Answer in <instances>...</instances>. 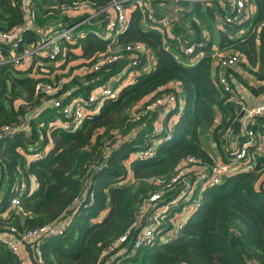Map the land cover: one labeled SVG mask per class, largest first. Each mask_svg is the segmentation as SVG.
Wrapping results in <instances>:
<instances>
[{
  "label": "trees",
  "instance_id": "trees-1",
  "mask_svg": "<svg viewBox=\"0 0 264 264\" xmlns=\"http://www.w3.org/2000/svg\"><path fill=\"white\" fill-rule=\"evenodd\" d=\"M112 1L0 0V32L22 25V40L17 46L9 42L1 45L5 59L0 62V235L12 228L15 235L21 236L45 225L61 226L55 235L34 240L31 250H37L35 255L40 256L42 264H264V146L260 144H264V113L255 115L239 135L231 136L240 113L232 78L249 97L264 94V83L259 84L264 74L263 41L257 59L254 33H246L244 40L230 39L223 30H217L215 35L214 9L203 0L188 2L190 6L184 3L189 7L181 12L196 32V40L190 44L206 41L201 40L198 25L204 24L209 32L206 44L195 46L190 54L182 50L189 43L185 42L182 48L177 43L183 26L176 24L171 37L163 29L147 27V7H134L122 34L114 40L111 32L101 35ZM151 1L161 5L159 0ZM251 1L255 14L248 21L261 23L264 28V0ZM156 5L152 8L160 18L164 15ZM70 9L95 12L98 28L81 22L74 34L82 35L73 42L59 39L61 51L54 59L41 55L44 50H34L26 69L18 68L9 59L10 51L33 50L50 31L76 24L61 16ZM56 16L61 19L55 22ZM244 23L224 25L236 30ZM217 39L220 47L246 55L236 65L255 78L257 87L251 86L250 78H243L234 67L223 69L220 64L218 70H222L233 89L225 91L219 85L217 73L212 76V45ZM138 42L154 52L157 61L150 68L145 69L141 61L124 71L130 60L126 46ZM77 46L81 47L80 55L71 51ZM114 53L120 57L104 63V58ZM196 53L201 54L200 60L187 65L185 59ZM176 54H180V60ZM77 57L84 59L86 81H75L73 86L58 85L54 92L42 91L41 86L51 84L49 75L55 69H65L70 58ZM96 63L100 67L93 70ZM130 70L134 76L129 81L112 82L116 99H104L96 107L95 103L90 114L69 129L63 127L64 115L54 105L57 99L63 105L79 96L88 97L96 90L93 85L107 83L111 75L118 73L124 78ZM54 77L56 81L60 76ZM174 82L179 83L180 92L169 86ZM167 92L176 93L184 101L182 107L178 106L181 109L177 108L180 114L171 139L159 143L153 157L130 160L129 154L144 147L143 138L152 129L148 123L151 116L136 119L135 114ZM132 130L135 135H131ZM249 137L256 143L246 150L248 169L225 175L220 182L202 189L201 206L170 241L160 240L157 234L150 243L133 251L131 242L141 228L140 215L147 208L148 199L162 192L158 203H167L180 190L184 181L171 188L168 182L187 157L210 173L215 164L211 147L226 162L231 158L230 146H240ZM119 138L122 139L118 141ZM31 178L37 183L34 190L29 187ZM22 181L27 189L19 196V203L11 205L10 197L17 194L12 187ZM3 184L6 191L1 194ZM180 210L174 206L168 209L163 232L171 227L168 218ZM124 234L127 241L119 243ZM0 264H19L1 241Z\"/></svg>",
  "mask_w": 264,
  "mask_h": 264
},
{
  "label": "built area",
  "instance_id": "built-area-1",
  "mask_svg": "<svg viewBox=\"0 0 264 264\" xmlns=\"http://www.w3.org/2000/svg\"><path fill=\"white\" fill-rule=\"evenodd\" d=\"M144 3L145 0H113L110 6L107 8L108 10L106 11L105 15L106 30L111 33L123 30L126 26L129 16L128 8H133L136 6L139 8L147 7L149 11L146 14V26L153 29H163L165 34L168 37H171V33L169 31V21L167 17L164 15L160 18H157L150 4L147 1L145 5ZM229 3L231 10L228 11L222 18V24L228 22L234 25H240L249 19L251 15L250 6L247 0H229ZM21 27L22 25H18V27L12 29L11 31L0 32V62L4 61L5 59L1 53V45L3 43L9 42L12 44V46H17V44L22 40ZM76 28L77 23L63 29L50 31L47 35L42 37L41 43L35 49L25 51L23 53L10 51V55L12 57H9V59L16 62V66H20L23 62H30V57L34 50H44L45 52L41 55L48 59H54L61 51V46L59 43H57L59 39H65L68 42H73L76 36L82 35V33H77L76 35L74 34ZM262 34L264 37V28ZM202 44V42H197L195 44L186 46L184 47V53H192L195 46H202ZM126 49L130 51V60H128V63H126L124 66V71H126V69L129 67L138 65L141 61H144L145 69L150 68L152 64H155L157 61L156 54L150 50H146L147 47L145 48V45L140 42L135 43L134 45H127ZM214 54L219 56L218 62L223 69L224 67H234L236 62L243 59V54L237 51L233 52L232 54L225 52H215ZM142 55H144V57H141ZM119 57L120 55L116 53L109 54L104 58L103 61L106 64H110L116 61ZM99 67L100 64L96 63L92 68L93 70H97ZM130 72L133 73L132 70H130ZM119 75L120 73H118V75L115 77L116 79H113L112 81H117ZM129 77L131 78L132 75ZM218 83L225 91H231L233 89L224 75L219 76ZM235 84L238 91L236 95L237 103H241L239 104V110L240 112L245 111L244 115L240 118L242 130V128L247 127L248 122L251 121L255 115L264 113V99L260 104L252 108H248L244 103L248 94L244 89V93L243 91H240L241 87L238 82ZM41 88L42 91L45 92L51 91L50 85L47 84L41 86ZM115 89L116 88L111 86L110 82L108 81L107 83H102L101 85L97 86L96 90L91 91L88 97L79 96L71 99L63 105H61L60 100L57 99L54 102V105L60 107V110L64 115L65 121L63 123V127L69 129L74 124L83 119L87 114H90L95 103L96 107L97 105L99 106L105 98L116 99L117 91ZM179 98L180 97L174 92L162 93L135 114L136 119L144 116H151L152 129L151 133L143 138L144 147L137 152H132L134 155L129 156L130 160H146L153 157L156 153L157 145L163 141L171 139L173 127L180 114L179 110H177L179 106ZM247 134L252 136V131L247 129ZM124 138H126V136ZM255 142L256 141L253 137H249L245 143L241 144L240 146L232 145L230 147L231 158L226 162L219 158L212 167L210 173H207L205 167L196 163L192 157H187L183 161L182 168L168 182V187L171 188L177 183H182V181H184L183 185L180 187V190L177 191L176 194L172 196V198L167 200V203H158L162 197V192L154 193L148 199V202L145 205L147 208H144L140 215L141 228L137 231L133 241L131 242L133 251L142 245L150 243L157 234L160 240L164 242L170 241L175 236L178 229L184 223H186L188 218L193 216L198 210L199 206H201L200 192L202 189H204L206 186L220 182L225 174H232L237 170H243V167L246 166L243 165L242 161L247 159L244 154L247 150V147L254 145ZM193 162H195V164H193ZM195 169L198 171V173L192 178L194 180L186 179V177L190 176ZM12 188L16 190L17 194L10 197V204L16 205L19 203V196L27 189V185L24 181H22L19 184H15ZM172 206L177 208L181 207V210L168 218V222H170L171 227L163 232V224L167 217L166 212ZM60 227L61 226L57 227L45 225L36 229L28 230L21 236L15 235L13 233L14 228H12L11 231L0 235V241L3 242L18 258L19 264H27V262H30V264H42L40 256L35 255L37 250H31V248L33 249V242L39 237L55 235L57 232L61 231ZM125 241H127V234L122 235L118 240L119 243ZM26 246L29 247L31 253L30 255L27 253L30 261L28 260L29 258L27 259L25 257L23 252ZM113 246H111V248ZM123 250V248L120 249V251ZM250 264L258 263L251 261Z\"/></svg>",
  "mask_w": 264,
  "mask_h": 264
},
{
  "label": "crops",
  "instance_id": "crops-1",
  "mask_svg": "<svg viewBox=\"0 0 264 264\" xmlns=\"http://www.w3.org/2000/svg\"><path fill=\"white\" fill-rule=\"evenodd\" d=\"M166 1V0H165ZM203 1H208V0H203ZM147 2L150 4V2H151V0H147ZM168 2L170 3V4H165L164 2H162V3H159V4H161V5H159V6H157V8H158V10H160V11H162V13H163V15H167V11H169L170 10V7H169V5L171 6L172 4L174 5V6H176L177 8H179L178 10L180 11V15H181V17H179L178 16V22H177V24H179V25H186V28H184L181 32H180V34L179 35H182V38H184L183 40H181L180 41V47L182 48L183 47V44L185 43V42H187V43H193V41H195L196 40V32H195V29L191 26V24H189L188 23V21H190V19L189 18H187L186 16L184 17V16H182V11L185 9V10H188V7L190 6V3H188V2H193V0H168ZM167 1H166V3H168ZM217 2L218 3H220V5H219V7H220V9H219V11H221V12H219V14L218 15H216L215 14V22H214V30H213V32L215 33V35H216V33H217V30H223V31H225L226 32V36L228 37V38H230V39H235V38H241V40H244L246 37H247V34L246 33H254V37H255V43H256V45H257V49H256V51H257V53H256V56H257V59H260V52H261V49H260V44H261V42L263 41V43H264V37H263V34H262V31H263V25H261V23H258V25H256V24H254L253 23V21H252V23L250 22V21H248V20H251L252 18H253V16H254V14H255V5H254V2L253 1H251V0H247V2H248V4H249V6H250V17H249V19H247L246 21L249 23V27H250V29H246V27H244L243 25H242V27H240V28H238V29H236V30H230V29H226L225 27V25L224 24H222L221 22H222V18L224 17V15L222 14V12H224L225 14L228 12V11H230L231 10V7H230V3H229V0H226V1H222V0H217ZM184 3H187L188 5H186V6H184ZM206 5H208L209 6V3L208 2H206L205 3ZM179 6V7H178ZM210 7V6H209ZM134 8V7H133ZM133 8H128V14H129V16H130V13H131V10L133 9ZM129 16H128V19H129ZM194 19H195V17L194 16H192ZM128 19H127V23L126 24H128ZM195 21H196V19H195ZM245 21V22H246ZM197 22V21H196ZM246 22V23H247ZM80 23H77V25H79ZM146 25V24H145ZM179 25H177V26H179ZM253 25V26H252ZM200 28H201V40L202 39H204V38H206V41H197V42H202L203 43V45H205L206 44V42H207V40L209 39L208 37H209V32H208V30L207 29H205V27L204 26H202V25H198ZM94 27H98V26H96V23H95V26ZM126 27V26H125ZM184 27V26H183ZM204 27V28H203ZM244 27V28H243ZM246 29V30H245ZM124 30V29H123ZM123 30H121L120 32H118V31H116V32H114L113 34H112V36H113V38H114V40H118V37L120 36V34H122V31ZM118 32V33H117ZM106 33H107V35L109 34L108 33V31L106 30V28L103 30V31H101V35L103 36V35H106ZM172 34V33H171ZM262 37H263V39H262ZM196 42V43H197ZM195 44V43H194ZM191 45V44H190ZM186 47V46H185ZM146 48V47H145ZM263 48H264V45H263ZM212 49H213V60H212V76L214 77L215 75H216V73H217V75H218V77L220 76V75H224L225 76V74H223V72H222V70H218V68H220L219 67V62H218V58H219V56L218 55H215L214 53L216 52V53H218L219 52V50H221V51H223V52H229V53H233V52H235V51H233L234 49H232V48H226V47H220L219 46V44H218V39L217 40H215V43H213V45H212ZM146 50H150L149 48H147ZM182 50H183V52H184V47L182 48ZM73 53H75V55H80L81 54V47L80 46H77V47H73L72 48V50H71ZM185 54H187V53H185ZM188 54H190V53H188ZM244 56H246L245 54H243ZM200 56H201V54L199 55L198 53H196V54H194V55H191L188 59H185V61L188 63L187 65H191V64H196L199 60H200ZM244 56H243V58H244ZM176 59H178V60H180L181 59V56H180V54H176ZM263 58H264V56H263ZM74 58H70V62H69V64L67 65L68 67H72L73 65H75V64H72V60H73ZM245 59H246V57H245ZM243 60V61H245L246 63H248V59L247 60ZM75 60H82L83 62H84V59H82V58H79V57H77ZM86 61V60H85ZM242 61V60H241ZM30 63L31 62H28V63H25L24 65H20V66H17L18 68H21V69H26L27 67H28V64L30 65ZM67 66H66V68H67ZM65 68V69H66ZM65 69H63V70H65ZM57 70H61V69H57ZM234 70L235 71H237L243 78H250L249 79V81H251V82H253V84H256L257 83V81L256 80H254L255 78H253L247 71H245V69L242 67V66H240V64H237L235 67H234ZM134 72V71H133ZM130 75H131V73H130ZM134 76V74L132 75V77ZM250 76V77H249ZM131 77V78H132ZM226 77V76H225ZM130 77H127V75L123 78L122 77V75H120L119 76V78H118V80H119V82L120 83H123V82H127V81H129L130 79H131ZM230 78H232V76L230 75ZM238 79V78H237ZM84 81H86V80H84ZM232 81L233 82H238V81H236L234 78H232ZM112 82H115V80L114 81H112ZM260 83H264V74H263V77H262V80L261 81H259V84ZM238 84H239V82H238ZM236 85V84H235ZM240 85V84H239ZM170 87H172V88H174L175 89V91H177V92H180V86H179V83L178 82H174V83H171L170 85H169ZM93 89H96L97 88V86L96 85H93V87H92ZM92 91H95V90H92ZM263 99H264V94H262V95H257V96H251V97H249V95L247 96V102H246V106L248 107V108H252V107H254V106H256V105H258V104H260L262 101H263ZM179 100H180V102H179V107H182V105H183V103H184V101H183V99L182 98H179ZM179 109H181V108H179ZM180 112V111H179ZM238 134H234V135H232V133H231V136H237ZM221 159V158H220ZM247 168L246 169H248V165H245ZM31 189L30 190H34V189H36V187H37V183L35 182V180L34 179H30V186H29ZM6 191V190H5ZM5 191L4 192H2V190H1V194H4L5 193ZM23 252H24V254H25V257L28 259L29 258V256H28V254L27 253H29V255L31 254L30 253V250H29V247L28 246H26L25 247V250H23ZM29 261H30V258L28 259ZM27 264H30V262H27Z\"/></svg>",
  "mask_w": 264,
  "mask_h": 264
},
{
  "label": "rangeland",
  "instance_id": "rangeland-1",
  "mask_svg": "<svg viewBox=\"0 0 264 264\" xmlns=\"http://www.w3.org/2000/svg\"><path fill=\"white\" fill-rule=\"evenodd\" d=\"M162 2H164L165 4H170L168 1V3H166V1L165 0H159V3H162ZM206 2H208L209 3V6L212 8V9H214V15L216 14V15H218L219 14V3L217 2V0H208V1H204V3H206ZM155 3V2H154ZM154 5H156V3L155 4H153V2L151 1L150 2V6L151 7H154ZM157 6V5H156ZM169 7H170V10L169 11H167V15H166V17H167V19H168V21H169V31H170V33H172V30L175 28V26H176V22H178V16L179 17H181V15H180V11L178 10L179 8H177L176 6H174L173 4L170 6L169 5ZM179 7V6H178ZM61 16L62 17H65L66 19H68L69 21H76V23H81V22H83V24H84V26H88V27H94L95 26V23L97 22V20H98V15L95 13V12H92V11H90V13H86V12H84L83 10H80V9H73V10H68L67 11V14H66V16L62 13L61 14ZM61 16H56V17H53L54 19H53V21H59L60 19H61ZM46 21L48 22V24H50V22L48 21V18L46 19ZM84 21H86V22H84ZM215 22V21H214ZM188 23L190 24V21H188ZM177 25H179V24H177ZM184 27H183V29L184 28H186V25H183ZM203 26H204V24H203ZM243 26L244 27H246V29L248 30V29H250V27H249V23L247 22V23H244L243 24ZM243 27V28H244ZM95 28H98V27H95ZM106 28V27H105ZM245 29V30H246ZM118 32H120V31H118ZM117 32V33H118ZM173 34V33H172ZM172 34H171V36H172ZM184 38H182V35H178V38H177V43L179 44L180 43V41L181 40H183ZM181 46V45H180ZM226 53H229V52H226ZM10 57H12L11 55H10ZM76 58H74L73 60H72V64H75V68H71V67H68L67 66V68L65 69V70H57V69H55L50 75H49V78L51 79V84H50V89H51V91L52 92H54L57 88H58V85L60 86V85H68V86H73L74 84H75V81L76 82H79V81H84V78L86 77V75H87V72H88V70H87V68L82 64L83 63V61L82 60H75ZM26 62H23L22 63V65H24ZM236 66V65H235ZM234 66V67H235ZM122 67V66H121ZM120 67V68H121ZM130 71H128L127 72V77H129V76H131V75H133L134 74V72L133 73H131V75H130ZM55 74H58L60 77L55 81V77H54V75ZM124 74V73H123ZM61 75H63V76H61ZM120 75H122V74H120ZM119 75V76H120ZM118 76V77H119ZM116 76H113V75H111L109 78H108V81L110 82V85L112 86L113 84H112V80L113 79H116L115 78ZM118 79V78H117ZM115 82H119V80H117V81H115ZM250 85L251 86H255V87H257L256 85H254L253 84V82H250ZM241 87V86H240ZM243 87H241V89H240V91H243ZM243 93H244V91H243ZM242 93V94H243ZM248 96V95H247ZM105 99H107V98H105ZM239 104H241V103H239ZM140 109H142V108H140ZM143 118H145V117H140L139 119H143ZM147 122H148V120H147ZM149 124H150V126H152V120L150 121V122H148ZM139 125H141V124H139ZM139 125H137V126H139ZM132 133L131 134H133V135H135L136 134V131L135 130H132L131 131ZM120 139H122V138H119L118 139V141H120ZM245 143V142H244ZM256 143V142H255ZM243 144V143H242ZM260 144H262L263 146H264V144L263 143H260ZM231 147V146H230ZM134 155V153H130L129 154V156H133ZM211 155H213L212 156V158H214V161H215V163H216V161L219 159V158H221V154L220 153H218V151H216L215 150V148L214 147H211ZM247 155V151L245 152V154H244V156H246ZM247 158V157H246ZM245 158V159H246ZM248 162V159H246V160H243L242 161V163H243V165H246V164H248L247 163ZM242 165V166H243ZM247 167H243V169H246ZM237 172H240L239 170H237V171H235V172H233L232 174H234V173H237ZM198 173V171L195 169L194 170V172L190 175V176H187L186 177V179H192L196 174ZM0 174H1V172H0ZM231 173L230 174H225L226 176H229V175H232ZM192 180H194V179H192ZM6 190V185H2V192H4Z\"/></svg>",
  "mask_w": 264,
  "mask_h": 264
},
{
  "label": "water",
  "instance_id": "water-1",
  "mask_svg": "<svg viewBox=\"0 0 264 264\" xmlns=\"http://www.w3.org/2000/svg\"><path fill=\"white\" fill-rule=\"evenodd\" d=\"M244 113H245V111L240 112L238 117L234 120L232 129H231L232 135H234V134H238L239 135L240 134V132H241V124H242L240 118L244 115ZM0 176H2V173L0 174Z\"/></svg>",
  "mask_w": 264,
  "mask_h": 264
}]
</instances>
